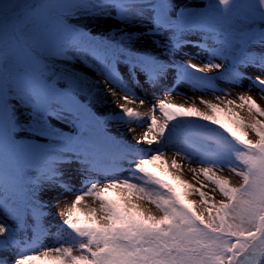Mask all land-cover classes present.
<instances>
[{
  "label": "snow or ice",
  "instance_id": "6c2138e0",
  "mask_svg": "<svg viewBox=\"0 0 264 264\" xmlns=\"http://www.w3.org/2000/svg\"><path fill=\"white\" fill-rule=\"evenodd\" d=\"M188 44L203 67L169 59ZM121 63L152 87L174 68L173 88L212 98L169 89L138 111ZM89 70L125 93L113 120L146 124L134 143L93 113ZM245 80L264 100V0H0V264H264V106L231 98ZM45 191L75 197L50 245Z\"/></svg>",
  "mask_w": 264,
  "mask_h": 264
},
{
  "label": "rangeland",
  "instance_id": "374dc122",
  "mask_svg": "<svg viewBox=\"0 0 264 264\" xmlns=\"http://www.w3.org/2000/svg\"><path fill=\"white\" fill-rule=\"evenodd\" d=\"M183 2L185 3H196L198 5H204L207 4L208 0H183ZM103 29H93V34H96L97 32H102ZM186 39L189 40H193V41H200V35L198 34H190L186 37ZM209 44H211V41H208ZM187 49V50H194V51H198L201 50V48L199 47H195L191 44L185 45L184 47H182L180 50H178L175 54L174 57H169V59L174 60V62L176 64H196L198 67H202L199 65L200 64H205L208 59H206L205 61L201 60L200 58L196 57L195 55H191L190 53H183L182 50ZM134 50H138V51H144L145 49L142 48L140 45L136 46V49ZM256 51H260V49H256ZM204 54H206L205 51H203ZM207 55V54H206ZM214 63H222V61L220 59H215L213 61ZM118 71L119 74L124 78V81L126 83H128L129 87H132L135 90H140L143 91L145 93V97H138V98H142L145 100V104L147 106H149V109L151 108V106L153 105V103H155L156 100L159 99H164L166 92L164 94L158 93L157 91L154 90V87L149 86V84L147 82H145V80L142 78L139 80V83H134L132 80L129 79L128 77V72H127V68L124 64H118ZM94 74H97L95 71H91ZM219 70H215L213 69L211 72L208 73H203L209 76H215L218 74ZM249 74L252 77H255L256 75H258V72H256V70L254 69H249L248 70ZM98 75V74H97ZM175 77H176V71L175 69H171L167 75V77L165 78L166 81H168V90L172 89V92H175L177 95L183 96L187 101L191 100V99H196L201 95H204V97L206 99H211L212 98V94L211 93H203L197 90H194L190 85L188 84H184L181 83L179 84V86L173 88V85L175 84ZM216 87L217 88H221V89H227L229 87V84L227 81L225 80H217L215 81ZM248 84L249 81L245 80L243 81V86H237V87H233L232 88V93L233 96L231 98H234L235 95H237L240 92H246L249 95H252L258 103L261 104V106H264V100L261 99L260 94L258 93V91L256 89H253L251 92H248ZM115 89V91L117 92V95L119 96H124L125 93L123 91H121L120 89H117L116 87H113ZM98 97H101L100 95L95 93L94 99L92 101V111L93 113L97 116L100 117L102 119L107 120V124L105 125V127L107 128V130L114 136L126 140L129 143H134V138H138L139 133L140 132H129L127 133V129L129 127H135L137 130L141 127H137V124H140L142 122L140 121H134L132 124H122L119 121L113 120L112 119V114H119L120 109L119 107H116L113 110H109L107 109L105 111L104 106H108L107 104H114L117 105V101L116 100H111V101H99L97 100ZM97 101V102H96ZM138 103H139V99H137ZM102 108V109H101ZM148 109V110H149ZM147 110V111H148ZM157 115L159 116V113H157ZM146 126V124H144ZM126 129V130H125ZM250 138H254V137H250ZM142 147H147V145H143ZM153 147H155V145H153ZM171 152L168 153V155ZM194 167L198 165H193ZM66 171L68 173V176L71 177L73 175V171H74V166L73 168H68L66 167ZM225 174L227 173V170H225ZM185 179L188 180H192V177L189 179L187 176H185ZM239 180L238 177H235L234 175L232 176V181L233 183H237ZM193 183H195V181H192ZM76 186L78 187V183L76 184ZM41 199L46 202L48 204V207L45 209L47 215L45 216L44 220H43V224L46 228L50 229V234L47 236H43L41 237V240L44 244H52L53 239L55 237V234L58 230V227L62 221V217L58 216L57 213L59 211L62 210V208L64 207L65 204H70L71 201L75 198L74 195L72 194H68L65 193L63 195L59 194V191H45L42 192L40 194ZM219 199V197H217ZM189 199H193L196 200L198 199L197 196H191L189 197ZM57 200L60 201V203H57ZM53 205H56L55 207H53ZM33 222L31 220H29V225H31ZM18 238L19 239H25L28 237L32 236V231H31V227H29L27 230H18ZM4 255H9L7 253H5ZM9 264H11V257L9 256Z\"/></svg>",
  "mask_w": 264,
  "mask_h": 264
},
{
  "label": "bare ground",
  "instance_id": "6f19581e",
  "mask_svg": "<svg viewBox=\"0 0 264 264\" xmlns=\"http://www.w3.org/2000/svg\"><path fill=\"white\" fill-rule=\"evenodd\" d=\"M140 46L142 48H144L143 44H140ZM182 51H183V53H190L191 55H195L196 57L200 58L203 61L208 59V55H206L207 53L204 54L202 49L198 50V51H194L192 49H190V50L184 49ZM199 65L203 67L204 64H200L199 63ZM87 75L89 77H91V79L93 81H99L98 89H94V92L101 96V97H98L97 100L102 101V102L116 100V101H119L120 103H123V100L121 99L123 96L121 97L119 95H116V96L112 95V91L111 90L114 89L113 87H115V86L106 83L105 82V77H103L101 75L94 74L93 72H90V71H87ZM117 89H119V88H117ZM154 90L157 91L158 93L164 94L168 90V81L164 80V82L162 84H160L159 86H155ZM134 91L136 93V97H139V96L140 97H145V93L143 91L135 90V89H134ZM169 99L173 100L176 103H185L187 101L183 96L177 95L175 92H172V95H171V97H169ZM157 101L158 100H156L155 103ZM155 103H153V104H155ZM107 105L108 106H104L105 111L107 109L113 110L116 107H118V104L117 105L107 104ZM129 106L130 107H135V108H137L138 111H142V112L143 111H147L149 109V106H147L146 104L143 105V106H140L138 101H137V103L135 105H129ZM145 130H146V126L144 125L143 127L139 128L138 130L136 129L135 132L142 133ZM126 132L129 133L128 130ZM169 155H171V153ZM195 167H197V166H195ZM185 176H187L189 179L192 177L191 173H186Z\"/></svg>",
  "mask_w": 264,
  "mask_h": 264
}]
</instances>
